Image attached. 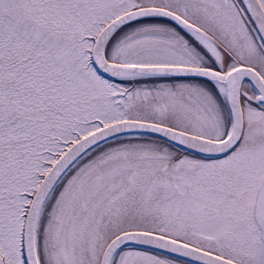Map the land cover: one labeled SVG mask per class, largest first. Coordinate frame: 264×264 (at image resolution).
Instances as JSON below:
<instances>
[{"label": "snow or ice", "instance_id": "6c2138e0", "mask_svg": "<svg viewBox=\"0 0 264 264\" xmlns=\"http://www.w3.org/2000/svg\"><path fill=\"white\" fill-rule=\"evenodd\" d=\"M0 264H264V0H0Z\"/></svg>", "mask_w": 264, "mask_h": 264}]
</instances>
